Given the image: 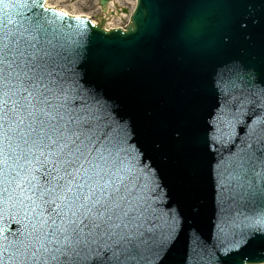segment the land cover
I'll list each match as a JSON object with an SVG mask.
<instances>
[{
  "label": "water",
  "instance_id": "1",
  "mask_svg": "<svg viewBox=\"0 0 264 264\" xmlns=\"http://www.w3.org/2000/svg\"><path fill=\"white\" fill-rule=\"evenodd\" d=\"M106 1L99 0L103 8ZM15 11L36 15L31 5ZM37 11L69 41L67 67L83 89L92 90V103L98 102L113 128L123 126L120 135L134 162L146 165L144 157L156 150L159 156L148 158L155 168L193 169L177 175L170 201L159 215L145 218L137 249L122 256L120 264L159 259L155 243L161 236L168 238L165 264H196V254L212 250L216 254L209 264H223L225 245L215 241V232L227 245L234 244L243 233L235 234L247 229L248 195H264V151L257 150L264 138H247L258 120H240L238 96L250 91L245 85L232 89L231 71L242 67L252 72L256 93L264 88V0H138L125 30L109 31L83 17ZM101 12L92 18L104 25L111 13ZM226 94L230 106L225 116ZM232 97L237 98L234 107ZM254 106L256 112L264 110L258 102ZM133 144L147 155H135ZM214 162L234 170L238 179L226 180L222 188L221 173L209 170ZM192 231L211 246L195 245ZM258 234L249 243L263 236Z\"/></svg>",
  "mask_w": 264,
  "mask_h": 264
},
{
  "label": "snow or ice",
  "instance_id": "2",
  "mask_svg": "<svg viewBox=\"0 0 264 264\" xmlns=\"http://www.w3.org/2000/svg\"><path fill=\"white\" fill-rule=\"evenodd\" d=\"M29 5L36 15L15 11ZM37 10L66 15L39 0H0V221L12 224L0 227V264H120L137 249L158 186L149 187L150 166L134 162L123 126L113 128L70 72L69 41ZM231 71L233 90L256 95L252 72ZM229 106L226 94L225 116ZM225 171L222 188L238 179ZM167 245L156 241V264Z\"/></svg>",
  "mask_w": 264,
  "mask_h": 264
},
{
  "label": "rangeland",
  "instance_id": "3",
  "mask_svg": "<svg viewBox=\"0 0 264 264\" xmlns=\"http://www.w3.org/2000/svg\"><path fill=\"white\" fill-rule=\"evenodd\" d=\"M48 4L56 6L58 8L66 9L69 12L85 14L90 17L98 13L100 7L97 4V0H47ZM134 4V0H113L109 5V8L115 11L114 14L106 15L104 25L117 26L122 25L127 21L128 13L131 11ZM105 13H110L109 9ZM101 16H104V12H101Z\"/></svg>",
  "mask_w": 264,
  "mask_h": 264
},
{
  "label": "bare ground",
  "instance_id": "4",
  "mask_svg": "<svg viewBox=\"0 0 264 264\" xmlns=\"http://www.w3.org/2000/svg\"><path fill=\"white\" fill-rule=\"evenodd\" d=\"M64 10H66V9H64ZM66 12H69V11H66ZM69 13H72V14H78V13H74V12H69Z\"/></svg>",
  "mask_w": 264,
  "mask_h": 264
}]
</instances>
